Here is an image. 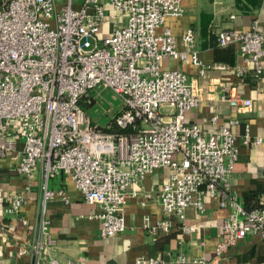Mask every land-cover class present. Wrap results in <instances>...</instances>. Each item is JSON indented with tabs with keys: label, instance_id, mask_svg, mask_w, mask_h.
<instances>
[{
	"label": "built area",
	"instance_id": "1",
	"mask_svg": "<svg viewBox=\"0 0 264 264\" xmlns=\"http://www.w3.org/2000/svg\"><path fill=\"white\" fill-rule=\"evenodd\" d=\"M111 10L125 19L114 18L106 28ZM183 10L181 0L0 1V154L16 150L22 138L16 169L25 178L24 190L5 195L3 211L13 216L20 212L39 167L37 233L17 250L29 253L31 264H43L56 246L45 209L47 200L63 191L48 185L60 172L72 179L86 201L97 204L94 215L101 236L125 229L128 197L141 193L146 174L168 167L170 176L157 189L162 217L154 228L168 231L171 216L183 219L188 204L203 212V196L209 195L228 209L215 245L217 254L247 233L264 239V204L246 208L230 189L239 152L236 134L224 124L208 131L198 122H188L186 111L198 104L199 94L183 70L162 65L169 56L192 62L201 72L217 66L198 57L193 27L183 34L187 49L180 50L163 26L167 15ZM233 42L247 63L237 67V74L250 72L259 81L264 33L258 30V19L245 30H218V45ZM96 85L111 88L123 100L104 126L92 122L80 103L94 101L89 91ZM222 97L233 106L252 102L234 85L225 86ZM248 140L246 126L241 141ZM254 140L261 142L262 137ZM181 228L190 231L194 225L182 223ZM134 263L209 261L180 252L170 260L142 254Z\"/></svg>",
	"mask_w": 264,
	"mask_h": 264
},
{
	"label": "crops",
	"instance_id": "2",
	"mask_svg": "<svg viewBox=\"0 0 264 264\" xmlns=\"http://www.w3.org/2000/svg\"><path fill=\"white\" fill-rule=\"evenodd\" d=\"M181 4L183 13L167 15L163 26L172 32L180 50L187 49L183 34L193 27L198 57L205 64L217 66L205 67L201 72L192 62L169 56L163 58L162 65L183 70L199 94L198 104L186 111L188 122H198L208 131L224 124L236 134L239 152L230 177L231 191L246 205L264 204V52L262 77L255 81L250 72L237 74L238 66H247L237 43H216L218 30L227 27L245 30L255 18L258 30L264 33V0H181ZM232 85L242 97L251 98L249 106H233L222 97L224 87ZM214 115L216 119H212ZM246 126L249 140L243 143ZM256 136L262 137L261 142H255ZM21 148L19 138L16 150L0 154V264L32 261L29 253L18 254L17 250L37 233L42 197L39 167L33 173L31 189L20 212L13 216L3 211L5 195L24 190L25 178L16 169ZM170 173V168L162 167L145 175L141 193L129 196L125 204V229L108 236L100 235L99 219L94 215L97 204L86 201L66 173L50 177L49 187L63 191L46 202L45 215L50 220L56 246L45 256L43 264H135L138 255L170 260L180 252L203 255L209 264H264V239L252 233L216 253L215 245L222 234L221 221L228 209L219 206L215 196H203V212L188 204L183 219L172 215L168 231L154 228L162 217L158 185ZM182 223L194 228L184 231Z\"/></svg>",
	"mask_w": 264,
	"mask_h": 264
},
{
	"label": "rangeland",
	"instance_id": "3",
	"mask_svg": "<svg viewBox=\"0 0 264 264\" xmlns=\"http://www.w3.org/2000/svg\"><path fill=\"white\" fill-rule=\"evenodd\" d=\"M119 15H121L119 12L111 10L104 26L108 28L110 21ZM116 19L122 21L125 18L124 16H120V18ZM89 94L94 98V102L85 104L83 108L92 122L101 126H104L123 105V100L120 95L109 87L96 85L90 89Z\"/></svg>",
	"mask_w": 264,
	"mask_h": 264
},
{
	"label": "trees",
	"instance_id": "4",
	"mask_svg": "<svg viewBox=\"0 0 264 264\" xmlns=\"http://www.w3.org/2000/svg\"><path fill=\"white\" fill-rule=\"evenodd\" d=\"M94 102V101H93ZM93 102H91V103H93ZM81 105H82V107H84L85 106V104H91V103H89V102H86L85 100H81ZM244 204V203H243ZM262 204V203H261ZM258 205H260L259 203H255V204H252V205H246V204H244V206L246 207V208H251V207H255V206H258Z\"/></svg>",
	"mask_w": 264,
	"mask_h": 264
}]
</instances>
